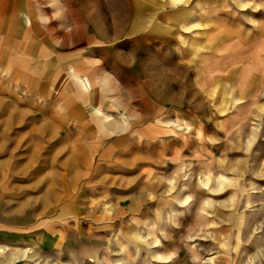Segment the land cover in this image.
<instances>
[{"label": "rangeland", "instance_id": "rangeland-1", "mask_svg": "<svg viewBox=\"0 0 264 264\" xmlns=\"http://www.w3.org/2000/svg\"><path fill=\"white\" fill-rule=\"evenodd\" d=\"M4 4L0 193L105 241L22 263L264 264V0Z\"/></svg>", "mask_w": 264, "mask_h": 264}, {"label": "crops", "instance_id": "crops-1", "mask_svg": "<svg viewBox=\"0 0 264 264\" xmlns=\"http://www.w3.org/2000/svg\"><path fill=\"white\" fill-rule=\"evenodd\" d=\"M1 5H5L4 0ZM104 242L103 236H88L72 230L61 234L44 230L37 209L23 200L14 201L0 193V247H4L3 250L18 249L2 257L0 260L5 262L2 264H12L13 261H9L12 258L15 259L13 264H23V257H29L30 251L37 247L90 259L104 247Z\"/></svg>", "mask_w": 264, "mask_h": 264}, {"label": "bare ground", "instance_id": "bare-ground-1", "mask_svg": "<svg viewBox=\"0 0 264 264\" xmlns=\"http://www.w3.org/2000/svg\"><path fill=\"white\" fill-rule=\"evenodd\" d=\"M85 246V245H84Z\"/></svg>", "mask_w": 264, "mask_h": 264}]
</instances>
